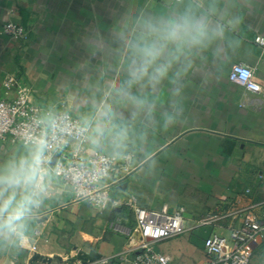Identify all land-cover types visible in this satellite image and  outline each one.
Masks as SVG:
<instances>
[{
  "label": "crops",
  "instance_id": "0c3cea01",
  "mask_svg": "<svg viewBox=\"0 0 264 264\" xmlns=\"http://www.w3.org/2000/svg\"><path fill=\"white\" fill-rule=\"evenodd\" d=\"M190 15L203 20L210 39L177 46L149 32ZM26 26L28 39L2 33L4 23ZM264 0H0V99L20 87L42 107L67 109L84 123L101 104L114 118L103 138L89 130L63 157L81 146L95 153L133 154L131 172L110 177L113 201L104 209L77 200L73 187L50 165L45 148L44 190L18 233L0 232V264H63L67 253H97L100 260L124 251L135 225L125 204L183 207L188 223L258 205L264 218V94L231 80L237 63L250 65L264 89ZM160 40L162 54L149 75L132 80L137 45ZM166 74L153 81V68ZM18 79L6 94L4 79ZM123 130L124 135L118 133ZM35 145L0 141V169ZM250 189V193H247ZM238 215V214H237ZM159 243L173 264H202L204 240L229 234L241 216ZM40 255L43 259H39ZM109 264H119L110 260Z\"/></svg>",
  "mask_w": 264,
  "mask_h": 264
},
{
  "label": "built area",
  "instance_id": "2783aa9c",
  "mask_svg": "<svg viewBox=\"0 0 264 264\" xmlns=\"http://www.w3.org/2000/svg\"><path fill=\"white\" fill-rule=\"evenodd\" d=\"M2 33L16 41L28 39L24 25L14 21L4 23ZM258 43L264 44V38L256 37ZM231 80L241 84L247 90L263 93L264 89L257 82L254 69L250 65L237 63L230 71ZM6 94L18 87V79L9 74L4 79ZM85 123L71 111L61 108L42 107L33 100L28 87H20L12 97L0 99V141H10L25 146L41 142L44 148L53 154L64 151L72 142L82 143L88 137L84 131ZM85 149L78 150L63 157L60 156L55 172L61 179L71 185L77 200H86L102 210L113 200L110 194V177L113 173L133 169V154L122 156L107 153H95L85 157ZM264 177V175H263ZM250 193V189H247ZM135 213V225L129 246L110 259H97L85 264H109L110 260L119 264H173V258L158 249L159 243L171 238L185 235L187 232L206 227L219 220L241 216V224L231 228L229 234L212 232L204 240V248L209 258L202 264H249L253 245L264 240V218L255 213L258 205L221 213L209 219H198L188 223L183 207L171 209L163 205L159 209L139 205L135 199L125 202ZM74 264H84L77 261Z\"/></svg>",
  "mask_w": 264,
  "mask_h": 264
},
{
  "label": "clouds",
  "instance_id": "9594fccd",
  "mask_svg": "<svg viewBox=\"0 0 264 264\" xmlns=\"http://www.w3.org/2000/svg\"><path fill=\"white\" fill-rule=\"evenodd\" d=\"M147 30L160 33V40L177 46L197 47L210 39L206 23L190 15L170 20L162 29L149 24ZM160 40L136 46L140 60L131 72L133 81L149 75V68L161 57L163 45ZM166 71V67L157 66L150 79L156 81ZM114 115L111 105H99L95 115L85 120L84 131L91 129L98 141L107 130L104 125L110 123ZM118 135L123 136V130ZM44 151L43 143L37 142L26 156L0 169V232L18 233L24 228L23 222L31 209L38 206V196L44 190Z\"/></svg>",
  "mask_w": 264,
  "mask_h": 264
},
{
  "label": "water",
  "instance_id": "95a60500",
  "mask_svg": "<svg viewBox=\"0 0 264 264\" xmlns=\"http://www.w3.org/2000/svg\"><path fill=\"white\" fill-rule=\"evenodd\" d=\"M61 155V150H58L54 153L53 157L51 158L50 165L55 168L56 163ZM39 259H43L40 255L37 256ZM100 258V255L97 253H83V252H77V253H67L66 260L63 261V264H74L77 261H81L82 263H88L95 261Z\"/></svg>",
  "mask_w": 264,
  "mask_h": 264
},
{
  "label": "rangeland",
  "instance_id": "374dc122",
  "mask_svg": "<svg viewBox=\"0 0 264 264\" xmlns=\"http://www.w3.org/2000/svg\"><path fill=\"white\" fill-rule=\"evenodd\" d=\"M253 254L249 264H264V240L253 245Z\"/></svg>",
  "mask_w": 264,
  "mask_h": 264
},
{
  "label": "trees",
  "instance_id": "16d2710c",
  "mask_svg": "<svg viewBox=\"0 0 264 264\" xmlns=\"http://www.w3.org/2000/svg\"><path fill=\"white\" fill-rule=\"evenodd\" d=\"M25 26V25H24ZM25 28H26V26H25Z\"/></svg>",
  "mask_w": 264,
  "mask_h": 264
}]
</instances>
